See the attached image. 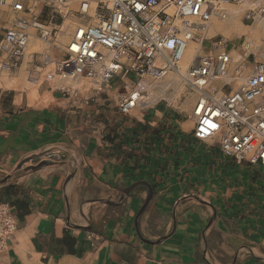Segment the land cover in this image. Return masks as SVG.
I'll return each instance as SVG.
<instances>
[{"label": "crops", "instance_id": "1", "mask_svg": "<svg viewBox=\"0 0 264 264\" xmlns=\"http://www.w3.org/2000/svg\"><path fill=\"white\" fill-rule=\"evenodd\" d=\"M92 93L0 85V204L18 224L0 264H264L263 167L196 140L193 100L124 116V84ZM140 182L147 205L146 185L124 194Z\"/></svg>", "mask_w": 264, "mask_h": 264}, {"label": "built area", "instance_id": "2", "mask_svg": "<svg viewBox=\"0 0 264 264\" xmlns=\"http://www.w3.org/2000/svg\"><path fill=\"white\" fill-rule=\"evenodd\" d=\"M249 1L0 0V74L26 64L28 81L75 99L83 82L105 93L117 79L126 90L118 106L124 116L147 107L150 86L175 74L194 95V138L264 168V38L209 33L214 20L230 17L228 7L242 10ZM263 19L261 4L243 18ZM31 41L48 49L30 52ZM192 44L198 49L184 68ZM17 230L0 204V255Z\"/></svg>", "mask_w": 264, "mask_h": 264}, {"label": "rangeland", "instance_id": "3", "mask_svg": "<svg viewBox=\"0 0 264 264\" xmlns=\"http://www.w3.org/2000/svg\"><path fill=\"white\" fill-rule=\"evenodd\" d=\"M257 3L264 5V0H250L248 5L243 7L242 10L233 8L236 9L235 10L236 12H238L235 21L242 22L244 26L243 28L244 31L241 32L240 31L241 29L239 31L237 30L236 32L233 31L234 33L232 35L227 36L212 26L210 35L213 36L220 34L231 40H235L240 37H247L249 39L259 41L260 39L264 38V30H261L259 28L258 26L259 23L252 24L251 22H247L243 20L245 11L248 8H254L256 5H259ZM35 49H37L38 51H44L48 48L44 44L32 42V44L30 45V52ZM27 78H28V70L26 69V64H24L21 69H19L18 71L12 74L1 73L0 85L7 89L17 90L20 94L27 93L32 102L37 101L39 99L38 90L43 85L35 86L33 83L28 81ZM160 83H158L157 88H155L156 90L154 94H152L151 96L148 95L147 97H150V99L152 98V101H157V102L162 99L167 100L168 102H173L174 106L180 109L181 111H185V110L188 111L190 109V101H191L190 99L194 98V95H191L189 90L186 87L184 88L181 85V83H179L178 78L175 74H170L164 82H162L161 84ZM72 85L76 86L75 84ZM79 88L83 93V97L88 98L93 96L92 95L93 93L89 91L90 86L89 84H87V82H83L79 86Z\"/></svg>", "mask_w": 264, "mask_h": 264}, {"label": "bare ground", "instance_id": "4", "mask_svg": "<svg viewBox=\"0 0 264 264\" xmlns=\"http://www.w3.org/2000/svg\"><path fill=\"white\" fill-rule=\"evenodd\" d=\"M257 4H259V3H257ZM233 8L234 7H228L227 8L228 13L230 14V17H228L227 19H225V20H214L212 22L211 26H210V31L212 30L211 28L213 26L215 29L221 31L225 35L230 36V35H232L233 31L236 32L237 30L239 31L240 29H242L243 28L242 22L241 21H239V22L238 21H235L237 15H238V12L235 11L237 8L236 9H233ZM258 26H259V28L261 30H264V19L258 24ZM210 31H209V33H210ZM32 42H36V41H31L30 45L32 44ZM30 45H29V47H30ZM197 49H198V46H196L194 44L190 45L189 49L186 52L184 61H183V63H184V66L183 67L184 68L191 62V60L194 57L195 52L197 51ZM177 78H178L179 83H181V85L185 88L184 84L181 82V80L179 79V77H177ZM165 80H166V78L163 81H161V83L164 82ZM65 84L66 85H71L72 82L67 81V82H65ZM157 86H158V84L151 85L150 88H149V94L148 95H152V92H155V90H156L155 88H157ZM191 95H193V94H191ZM149 99H150V97H147L146 100H149ZM193 99L194 98H191L190 100H193Z\"/></svg>", "mask_w": 264, "mask_h": 264}, {"label": "water", "instance_id": "5", "mask_svg": "<svg viewBox=\"0 0 264 264\" xmlns=\"http://www.w3.org/2000/svg\"><path fill=\"white\" fill-rule=\"evenodd\" d=\"M140 185H146L148 188H149V197H148V200L146 202V205L148 204V202L151 200L152 198V195H153V192H152V189L149 187V185L145 182H140V183H135L133 185H131L129 188H127L125 191H124V194L125 195H128L133 189H135L136 187L140 186Z\"/></svg>", "mask_w": 264, "mask_h": 264}]
</instances>
